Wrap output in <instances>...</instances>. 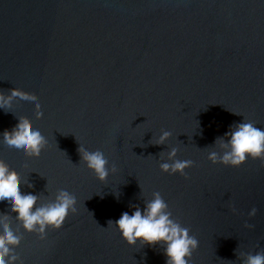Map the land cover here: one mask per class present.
<instances>
[{"label":"water","instance_id":"95a60500","mask_svg":"<svg viewBox=\"0 0 264 264\" xmlns=\"http://www.w3.org/2000/svg\"><path fill=\"white\" fill-rule=\"evenodd\" d=\"M14 88L42 116L14 99L0 134L23 118L47 143L39 158L0 143V159L27 181L22 192L77 199L44 239L0 206L22 235V264H166L159 245L129 246L108 226L154 192L197 238L190 264H242L241 253L264 249V160L208 159L231 125L264 128V0H0V92ZM162 130L170 139L154 144ZM80 144L104 152L105 182ZM171 147L193 161L187 178L161 171Z\"/></svg>","mask_w":264,"mask_h":264},{"label":"clouds","instance_id":"9594fccd","mask_svg":"<svg viewBox=\"0 0 264 264\" xmlns=\"http://www.w3.org/2000/svg\"><path fill=\"white\" fill-rule=\"evenodd\" d=\"M14 99L21 106L34 108L36 117L41 118L38 101L18 88L12 89L10 94L0 92V109L8 112ZM171 135V132L162 130L154 144H166ZM0 137V143L18 156L39 158L47 143L41 131L23 118H18V123L11 130L6 129ZM78 151L88 170L99 181L105 182L110 172L109 161L104 152L99 149L89 151L81 144ZM179 151V147H171L166 159L164 152L160 154L162 162L159 167L162 172L170 175L178 173L186 177V169L192 167L193 161L177 159ZM249 158L264 160V128L245 119L231 125L223 136H218L208 153V159L214 164L219 162L231 167H239ZM116 171L113 164L111 172ZM26 182L0 159V206L15 213L17 223L25 232H35L44 239L49 228H61L69 213H76L77 199L68 190L62 189L56 192L53 199L42 202L40 196L21 191V185ZM256 213L257 209L253 208L249 215L255 216ZM110 225L115 226L129 246H135L139 241L141 246L162 247L166 264H190L193 252L198 248L197 238L190 234L188 227L173 218L169 205L160 192H154L151 199L145 200L143 208L133 206L131 213L125 211L117 220H109L108 226ZM21 241L20 231L11 226L6 215L0 216V264H22L16 252ZM240 255L242 264H264V249Z\"/></svg>","mask_w":264,"mask_h":264}]
</instances>
